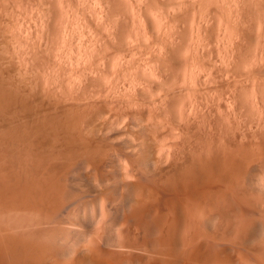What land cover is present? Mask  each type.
Masks as SVG:
<instances>
[{"label": "rangeland", "instance_id": "374dc122", "mask_svg": "<svg viewBox=\"0 0 264 264\" xmlns=\"http://www.w3.org/2000/svg\"><path fill=\"white\" fill-rule=\"evenodd\" d=\"M0 151L1 189L31 186L39 202L134 197L177 157L233 156L217 160L223 169L241 157L237 168L254 176L264 168V0H0ZM39 204L30 229V213L35 226L52 214ZM89 208L73 217L90 222Z\"/></svg>", "mask_w": 264, "mask_h": 264}, {"label": "bare ground", "instance_id": "6f19581e", "mask_svg": "<svg viewBox=\"0 0 264 264\" xmlns=\"http://www.w3.org/2000/svg\"><path fill=\"white\" fill-rule=\"evenodd\" d=\"M227 139H229L228 136ZM18 145L19 148L20 144ZM228 145L231 144L228 143ZM7 146L11 148L10 145ZM189 146L195 145L190 143ZM200 146L198 145V149ZM213 147L217 146L214 145ZM217 148L218 151L221 149L220 147ZM223 148L222 150H224ZM231 148L233 149V147ZM198 149L196 151H200ZM226 149L228 150V148ZM217 150L215 148V154H217ZM3 151L6 152V150ZM22 151L24 150L22 149ZM190 151L188 155L191 153ZM13 152L15 153V151ZM6 154H4L5 157ZM201 154L203 156V153ZM209 154L204 153V155ZM212 154L209 158L204 156L205 159L204 157H202L203 159H195V156L190 158L191 161L186 156V163H184V159V162L182 160L183 163L178 159L181 164L176 161L179 158L177 157L172 163L176 165H173L174 167L170 172L159 179L154 177L152 179L153 187L148 192H138L139 194L134 195V197L130 194H121L120 196L108 193L109 195L94 194L93 197H90L89 194L87 198L84 193L80 195L69 192L70 194L55 195L54 193L50 196H39L41 200L39 202L36 194L37 198L31 196V199L35 200V204L32 205L33 202L30 200L29 194L36 192L32 190L33 192L30 193L31 186L28 185L30 187L28 194L21 187L22 183L15 189L16 184L13 186L14 182L8 180L7 174L6 179L12 183V186L10 185V191L7 190V192L6 189L8 188L2 187L3 190L1 189L3 185H0V189L5 191L0 192V209L7 210L8 207L11 212L9 211L10 215L6 219L4 217L8 214V210L7 214L4 211L5 216L0 211V264H264V175L257 174V171L262 172L264 168L260 170L258 167L259 170H255L256 174L253 176L251 170L247 171L249 170L246 164L248 162L245 160V163L242 159L246 164V167L243 168L246 169L244 170L239 166L241 172L236 174L230 168L231 166L234 167V164L241 157L235 159L234 163L231 162L230 165H227L230 166L228 170L227 166H223L224 169L226 168L224 170L220 168L221 166L217 161L219 160L218 157H221L216 155L215 160ZM219 154L222 155L221 152ZM255 155L257 154L255 153ZM16 156L18 155L16 154ZM25 157L22 158L25 159ZM231 157L229 156V158ZM229 158L226 159V164L229 163ZM17 159L19 160L18 157ZM173 160L174 158H172ZM232 160L234 161V159ZM220 161L221 165L225 164L224 159L223 161L220 159ZM252 161H250L252 165H258L257 162ZM10 163L9 165L3 164L8 167ZM1 166L3 165L1 164ZM14 166L18 167L16 163ZM22 166L20 167L23 168ZM9 168L13 169L12 167ZM25 168L27 167L23 168L24 171ZM231 169L236 170V172L239 170L235 167ZM8 172L13 177L11 171ZM12 173L16 175L17 172L14 173L13 170ZM2 174L4 175L1 171V177H3ZM250 174L252 176L248 179ZM21 180L24 181V179ZM27 181H29L28 178ZM7 184L9 185V183ZM59 188L57 186L55 190L59 191ZM62 188H64L63 185ZM39 191L40 194L42 190ZM43 192L45 193V191ZM89 198L92 200L88 201ZM36 199L38 204L40 203L39 205L42 204L39 206L40 209L42 206L46 207L52 211V214L49 213V217L46 214L48 213L46 212L47 209L44 210L43 208V213L47 217H44L45 214L43 216L42 211H40L44 218H41L39 223L38 215L36 220L39 221L35 226L33 223L35 217L30 213L33 220L30 221L34 224L33 226L30 222L32 227L30 229L27 220L31 216L29 217L27 213L28 209L34 208L35 205L38 206ZM92 201L97 203L98 212L93 209L95 214L94 216L90 215L93 217L90 222L81 221L83 217L81 220L76 215L73 217V214H76V209L77 212L83 208L86 210L87 204L90 210L92 207L94 208V206H90L95 204ZM108 202L116 205L115 211L111 210L113 214L110 216L107 211ZM63 211L65 214L62 213ZM82 211L84 212V209ZM84 217L86 218V214Z\"/></svg>", "mask_w": 264, "mask_h": 264}]
</instances>
